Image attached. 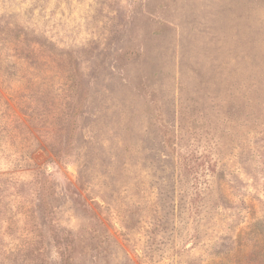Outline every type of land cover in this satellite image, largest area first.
Masks as SVG:
<instances>
[{
	"label": "rangeland",
	"instance_id": "obj_1",
	"mask_svg": "<svg viewBox=\"0 0 264 264\" xmlns=\"http://www.w3.org/2000/svg\"><path fill=\"white\" fill-rule=\"evenodd\" d=\"M259 248L264 0H0V264Z\"/></svg>",
	"mask_w": 264,
	"mask_h": 264
},
{
	"label": "trees",
	"instance_id": "obj_2",
	"mask_svg": "<svg viewBox=\"0 0 264 264\" xmlns=\"http://www.w3.org/2000/svg\"><path fill=\"white\" fill-rule=\"evenodd\" d=\"M254 252H258L259 254H264V248H259V249H256V251H254ZM249 256V255H248ZM250 260V261H249ZM249 263L250 264H252L251 262L253 261L254 262V260L255 259H252V258H249ZM254 264H255V262H254Z\"/></svg>",
	"mask_w": 264,
	"mask_h": 264
}]
</instances>
